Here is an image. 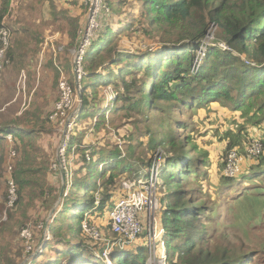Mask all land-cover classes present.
I'll use <instances>...</instances> for the list:
<instances>
[{"label":"trees","instance_id":"obj_1","mask_svg":"<svg viewBox=\"0 0 264 264\" xmlns=\"http://www.w3.org/2000/svg\"><path fill=\"white\" fill-rule=\"evenodd\" d=\"M39 1L43 2L45 20L55 22L60 28L57 30L61 32V36L66 41L69 40V48H77L90 6L80 0L81 7L85 9L81 8L82 12L86 15L81 13L82 16L78 18L69 13L66 19L56 17V20H53L49 18L54 16L53 0L30 2L39 7ZM131 1L104 0V5L109 11L100 12V30L87 53L85 77L81 81L83 104L79 116L92 115L99 117L101 122V119L105 120L109 110L136 111L139 114L148 110L158 112L159 122L162 124L161 133L159 139L153 140L155 145L165 151L159 184L164 192V214L160 221L166 230L168 264H247L246 260L253 255L255 246L261 245L251 242L252 236L245 233L241 226L238 230L246 241V252L233 253L234 255L230 254L231 257L228 258L226 251L213 254L204 250V243L211 236L204 214L211 213L216 222L221 219L217 218L220 211L217 214L209 211L211 209L205 206L204 201L194 195L197 192L202 194L201 191L191 189L190 182L195 178L201 180L200 174L208 167L205 161L195 160L190 151H187L192 144L188 141L193 140L192 130L188 127L189 123L184 122L181 117L186 114L183 109L199 111L216 103L230 105L231 110L239 115L242 121L233 123L237 130L227 131V150L241 146L247 130L252 126L259 128L258 137H261L264 143V0H135L139 4L135 10L137 15L136 12L129 15L125 10L130 7ZM9 6L10 1L7 0L0 8V28L6 26L3 19ZM17 6L20 8V1H17ZM30 9L36 10L34 5L27 10ZM22 10L26 11L25 6ZM15 24L16 26L9 29L13 35L16 34V38L14 37L6 53L8 61L13 58V61H10L13 67L23 59L37 56L45 43L44 35L46 40V33L43 35L41 31L37 40L33 38L38 33L37 30L31 29L34 23L20 26L19 23ZM211 25L217 26L216 41L226 43L230 50L210 46L199 70L194 74L192 68L197 52L204 44ZM130 31H133L132 35L140 34L145 38L149 35L153 41L156 40L157 44H160L162 50L131 52L122 49L121 38ZM49 34L53 33L50 31ZM54 47L59 49L60 46L54 44ZM63 51L58 50L55 58L51 45L49 58L45 63L42 61L45 71L53 73V84L59 81L60 69L66 70L65 66H71L67 59L64 60L66 49L63 48ZM241 56L249 60L250 65H247ZM64 62L65 66L62 67ZM73 80L70 79V82L75 86ZM103 85L117 87L112 108L110 105L103 107L102 102L99 107L96 105L100 101L98 91ZM90 89H93L91 96ZM36 94L35 90L34 98H37ZM32 104V107L23 110L18 116V107L16 112L15 108H6L5 113L0 112V264H21L26 260V247L21 232L31 223L33 212L37 210L34 209L36 204L47 202L49 197L60 192L51 182L52 178L61 180L59 173L51 171L56 158L51 159L47 150L40 144L41 136L48 132L50 125L54 127V122L50 121L49 116L44 117L42 107L46 106L47 102ZM96 109L98 110L95 111ZM178 125L184 127L183 133L175 130ZM73 131L68 153L74 150L82 159L80 166L84 167L83 171L88 170L93 178L87 176L72 182L69 194L63 196L65 203L61 208L65 213L61 211V215H58L60 211L57 212L49 225V235L53 241L44 239V251L26 264H106L101 262V257L85 247L84 244L89 238L83 231V223L86 221L91 224L92 219L99 216V212L106 213L108 218L115 204L124 198L121 196L115 199L114 193L118 190L115 186L117 176L123 177L128 172L132 173L131 176H138V169H134L136 164L126 163L120 151L102 148L91 151L90 148L82 146L80 139L73 138L78 129ZM8 134L13 135L14 150L17 154L13 178L18 199L7 211V219L3 220V210L9 201V188L8 191L6 189L7 192L4 189L10 155V150L5 148ZM87 150L90 154H86ZM201 154L204 157L207 155L205 151ZM86 155H90L91 159L88 160ZM150 163L151 161L148 163L149 167ZM225 165L226 160L224 167ZM249 165L251 166L247 168L248 172L243 171V179L247 173L250 180L261 177L264 174V151ZM100 166H103L101 170ZM104 177L108 178L107 181L98 185L97 180ZM225 180L230 185L220 189L221 196L232 191L238 192V188L239 194L242 185L246 189L251 186L250 182L246 181L240 185L237 179ZM184 186H188V189H184ZM96 194L100 195L98 204ZM241 198L240 196L237 200ZM45 205H48V202ZM71 208L73 212L67 216L66 212ZM250 215L256 216V211L252 210ZM56 224L59 226L55 227ZM208 228L212 229L210 225ZM39 234H42V231H39ZM221 234L222 232H217L215 235ZM131 245L134 249L127 247L128 249L114 251L110 260L115 264H147L149 251L146 243L145 246Z\"/></svg>","mask_w":264,"mask_h":264},{"label":"rangeland","instance_id":"obj_2","mask_svg":"<svg viewBox=\"0 0 264 264\" xmlns=\"http://www.w3.org/2000/svg\"><path fill=\"white\" fill-rule=\"evenodd\" d=\"M5 1L7 0H0V8L3 6ZM9 1V10L3 19L6 27L9 29L11 26H16L15 23H19L18 26L34 23V25L31 26V29L37 30L38 33L36 36H33V38L37 40L38 35H41L39 31H41L43 35L46 33V40L44 35L45 43L37 56L33 55L27 59H23V61L16 63L15 67H13L10 62L13 61V58H10V61L7 60L4 73L0 81V108H2L3 104H5L4 108H7L6 104L8 103V109L15 108L16 112L17 107L18 109L20 108V110H28L33 106L32 103L41 104L43 102H47V105L42 108L45 113L44 117H50V115L54 112L56 103L60 99L59 81L57 83L54 82L53 84V73H51V71H45L44 69V63L46 62V59L49 58L51 39H54L56 46L62 45L59 48L60 50L63 48L66 49L64 60L67 59V61L71 63V66H65L64 62L62 67L65 66L66 70H63L62 67L61 68L64 74L71 80H73V55L76 48L72 49L68 47L69 40L66 41V39L61 36V32H58L57 30L60 28L57 27L54 21H49V19L45 20L46 15L42 9L43 2L39 1L38 3L40 6L37 7L34 4L36 0H34V3H31V0ZM17 1H20V8L17 6ZM83 2L87 5L86 1L83 0ZM78 3L77 0H53L54 16L49 18L53 20H56V17L66 19L69 13L78 18L83 14L86 15L85 12H82L81 8L83 7L80 5V0ZM33 5L36 10H27L28 7ZM129 5L130 7L125 10V13L129 15L134 14V12H136L135 10L138 9L139 4L136 3L135 0H132ZM24 6L26 11L22 10ZM85 15L84 21L86 19ZM67 27L68 26H66V28ZM50 31L53 33L52 35L49 34ZM12 33L13 32H11V42L14 41V37L16 38V34L13 35ZM216 33L217 26L211 25L207 36L205 37L206 47L204 51L206 52L210 46H215L222 50H230V47L226 43L216 41ZM132 34L133 31H130L121 38L120 47H122V49L131 52H147L151 49L155 51L162 50L160 44H157L156 40L153 41L152 37L149 35H146L147 38H145L140 36V34ZM223 45H227L224 46L225 49L223 48ZM13 49L15 50V48ZM53 49L56 58L58 49L54 46ZM62 52L64 51L62 50ZM205 55L206 53L204 54V57ZM41 57H43L44 63L42 62ZM204 57H202L201 61H198L199 59L195 61L193 68L197 63L199 65L197 69L192 68V72L194 74H196L199 70ZM241 57L247 65H250L249 60H247L244 56ZM54 62L56 61L54 60ZM40 63H43L42 69L38 66ZM73 81L75 85L73 87L77 93L78 99H74L73 107L67 111L65 123L72 122V128L78 129L73 138L76 137L80 139L84 148H90L91 151L99 150L100 148L110 151H120L123 157H125L126 163H131L132 165L136 164L134 169H138L139 171L137 177H134V175L131 176L132 173L130 174L129 172L123 177H116L115 186L118 187V190L114 193L116 194L115 199L117 200L121 196L127 197L129 193H144L148 197L150 204L139 216V223L141 227L138 237L132 245L136 246L143 244L145 246L146 243L149 251L147 264H168V244L166 238H160L158 236V230L163 228L160 219L164 214V204L162 203V195L164 192H162L163 187H160L159 184V174L163 163L162 158L165 157V151L161 147L155 145L153 140L159 139V135L161 133L162 124L159 122V113H153L152 110H148L144 114H139L136 111L122 110L117 112L109 110L106 112L105 120L101 119V122L99 117H93L92 115H84L83 117H80L79 115L83 104L82 84L81 82H76V80ZM41 88H45L46 90L44 89L39 91ZM116 89L117 87H114L113 85H103L98 91L100 101L96 105L99 107L102 105V102L103 107H105L104 105H110V108L114 107L111 105H114L116 100ZM35 90L37 98H34L35 95L33 96ZM91 94H93V89H90L89 91V96H91ZM99 98L97 96V99ZM231 108L232 106L230 105L225 106L222 103H216L199 111H196L195 109H183L186 114L180 117L184 118V122L189 123L188 127L191 128V137H193V140L188 141L192 144L189 146L187 151H190L195 160L202 159L205 161L208 167V169H205L204 172L200 174V177L202 178L201 180L195 178L190 182L191 189L201 191L202 194L197 192V194L194 195L195 197H198V199H202L204 201L205 206L209 207L208 209H211L209 211H214L216 214L220 211L217 218L221 217V219L219 218L216 222H214L216 219L212 218L211 213L204 214L207 219V229H209L208 231L211 235L209 240L204 243V250L207 253L209 252L213 254H217L219 251H226V256L228 258L231 257L230 254L234 255L239 252H246L247 250L244 249V247H246L244 242L246 241L243 240L241 237L243 235H241L238 230L241 226L245 233L252 236L251 242L256 245H261L258 247L255 246L253 255L249 256L246 260L247 264H264V174L257 179L250 180L249 173H247V176L244 175L245 178L238 182V184L241 185L243 181L250 182L251 186H249L248 189L242 185L241 193L239 194H237L239 192L238 188V192L232 191L231 193L225 195L222 194V196L220 195V189L224 186L230 185H228V181L225 180L224 161H227L229 154L233 150H236L240 156L244 157L251 137L258 136L260 134L259 128L257 126H252L247 130V135L241 146H236L235 149L232 148L231 150H227L229 140V137H226L227 131L234 129L237 130V127L234 128L233 123H239L242 121V118L239 115L234 114ZM97 110L98 109L95 111ZM2 113H5V111H2ZM6 116L7 115L4 117L5 119ZM53 126L54 127L50 125L48 127V132L41 136L40 144L47 150L51 159L54 160L56 158L51 166V171L53 173H59L61 180L52 178L53 180L51 182L54 184L55 189L60 192L59 194L51 196L47 199L48 205H45L47 203L46 201L36 204L34 209L37 208V210L33 212L32 221L29 223V226L24 229L29 230L28 233L31 234L32 239L27 240L29 244H27V241L22 237V232L24 230L21 232V237L23 238L25 244L24 246L26 247L25 252L27 253L26 260L21 264H26L32 258L37 257L42 251H44L45 242L43 243V241L45 239V234H47L46 241H48L47 239L50 236L48 235L50 230L49 225H51V222L54 220L57 212L60 211L58 215H61V211L63 210L61 207H63L65 203L63 196L65 197L69 194L72 182L75 181V179H82L87 176L91 179L93 178L90 177L88 170L83 171L84 167L82 168V166H80L82 159L77 156L76 152L73 150L68 153L69 146L67 147L64 157L60 155V147L64 141V129L59 124L54 123ZM175 130L178 133H183L184 127L178 125ZM73 132H71L70 137H72ZM7 141L9 140L7 139ZM12 145L8 142L7 145L5 144V148L11 150L14 148L13 143ZM204 151L207 153V155L204 154L205 157L201 154V152L204 153ZM86 154H90L89 150H87ZM86 156L88 160L91 159L90 155ZM149 161H151L150 167L148 166ZM251 161L252 160L247 158L243 161V171L248 170L247 168L251 166L249 165ZM55 165L56 168L54 167ZM154 165H156V167ZM94 168H96V166H94ZM102 168L103 166H100L99 170ZM107 177L97 180L98 185L107 181ZM152 177L153 179H151ZM5 186L4 189L5 192H7L8 185L6 182ZM64 186V192L62 193ZM187 187L188 186H184V189H188ZM99 192L101 193V189ZM98 195L99 194H96V199ZM240 196L242 198L237 200ZM3 197L2 192V200ZM8 210L9 207L7 203L6 209L3 210V220L7 219L6 213ZM252 210L256 211V216L252 217L250 215L252 214ZM72 212V208L67 210V216H70ZM98 215L99 216H97L94 220L92 219L93 222L91 224H88L91 227H97L102 236L100 239L95 240L86 235L89 239H86L87 241L84 245L86 248H89L93 254L101 257V262L103 261L106 264H115L113 260H110L114 251H120L127 247L129 248L130 245L124 246L120 242V239L121 241L123 239L118 234L114 233L113 229H111L112 225L109 217L107 218L106 213L101 214L99 212ZM87 216L90 215L87 214ZM209 225L212 229L208 228ZM54 226L58 227L59 224ZM39 231H42V234H39ZM217 232H222V234L216 236L215 234ZM154 239L156 240V245L154 244ZM50 241H53V239ZM28 246L31 247V249H29ZM129 249H134V247H130ZM237 249L239 250L237 251Z\"/></svg>","mask_w":264,"mask_h":264},{"label":"built area","instance_id":"obj_3","mask_svg":"<svg viewBox=\"0 0 264 264\" xmlns=\"http://www.w3.org/2000/svg\"><path fill=\"white\" fill-rule=\"evenodd\" d=\"M86 4L90 6L89 15L87 17L86 24L82 31L80 32V39L77 48L74 50L73 55V75L75 77L76 82L80 83L82 79L85 77V60L87 57V53L89 48L92 45V41L95 38L97 32L100 30V21L99 16L102 10L108 12L109 10L104 5V0H85ZM205 43L198 51V55L196 58L198 61L202 60L205 49ZM11 46V31L6 27L2 26L0 28V79L4 68L7 64V51ZM223 45V48L225 49ZM198 63L194 66L193 69L198 68ZM60 69V68H59ZM61 78L59 80V90H60V99L56 103L54 112L50 115V121L59 124L63 127L64 133V141L60 147V155L64 157L67 147L69 146L71 137L70 134L72 132V122L65 123V117L67 115V111H69L73 107L74 99H78L77 93L71 85L70 78L64 74L63 70L60 69ZM12 145L14 144L13 135L8 134L6 136ZM13 146V145H12ZM264 151V143L261 137L252 136L250 142L246 148L245 156H240L236 150H233L226 161V165L224 167V175L228 179H237L239 182L243 180V169L242 163L247 158L249 160L258 159ZM17 157L16 151L14 148L10 150L8 166H7V185L9 188V201L8 207L11 208L17 202V186L15 184V180L13 178L14 171V160ZM156 167V165H154ZM153 166V167H154ZM56 168V165L54 166ZM154 176V174H153ZM153 179V177L151 178ZM135 184V183H134ZM99 195L97 197V204L99 203ZM150 200L144 193H129L127 197L120 199L113 209L111 210L109 217L112 225V229L114 233L118 234L122 237V241L120 242L125 245H131L137 239L139 231H140V223L139 216L145 211V209L149 206ZM83 231L89 237L97 240L101 238V232L97 227H91L85 221L83 223ZM29 230H24L22 232V237L27 241L31 240V234L28 233ZM49 235V234H48ZM158 236L165 237L164 228H160L158 230ZM47 238V234H45V239ZM48 241L52 240V237L49 236ZM27 244L29 242L27 241ZM154 244L156 245V240L154 239ZM29 247V246H28ZM31 249V247H29Z\"/></svg>","mask_w":264,"mask_h":264},{"label":"crops","instance_id":"obj_4","mask_svg":"<svg viewBox=\"0 0 264 264\" xmlns=\"http://www.w3.org/2000/svg\"><path fill=\"white\" fill-rule=\"evenodd\" d=\"M54 42H55L54 39H51V45H52V46H54V44H55ZM65 44H66V41H65ZM61 46H62V45H60V47H61ZM60 47H59V48H60ZM58 50H60V49H58ZM62 50H63V49H61L60 51H62ZM41 60L44 61V60H43V57H41ZM38 66H39V68L42 69V66H43V65L40 63ZM41 69H40V71H41ZM1 88H3V87H1ZM4 107H5V104H4V105L2 106V108L0 109V112H2V111L4 112V111L6 110V108H4ZM6 107L9 108V104H8V103L6 104ZM23 110H25V109H22V110L17 111V114H16V115H17V116H18V115H21V113H22Z\"/></svg>","mask_w":264,"mask_h":264},{"label":"water","instance_id":"obj_5","mask_svg":"<svg viewBox=\"0 0 264 264\" xmlns=\"http://www.w3.org/2000/svg\"><path fill=\"white\" fill-rule=\"evenodd\" d=\"M78 86H79V84H78ZM63 174H64V173H63ZM63 174H62V175H63ZM64 188H65V186H64L63 189H62V193L64 192Z\"/></svg>","mask_w":264,"mask_h":264},{"label":"clouds","instance_id":"obj_6","mask_svg":"<svg viewBox=\"0 0 264 264\" xmlns=\"http://www.w3.org/2000/svg\"><path fill=\"white\" fill-rule=\"evenodd\" d=\"M2 77V76H1ZM1 80V79H0Z\"/></svg>","mask_w":264,"mask_h":264}]
</instances>
